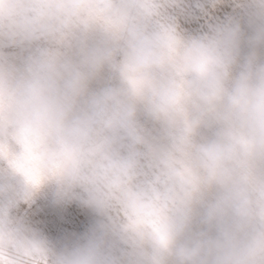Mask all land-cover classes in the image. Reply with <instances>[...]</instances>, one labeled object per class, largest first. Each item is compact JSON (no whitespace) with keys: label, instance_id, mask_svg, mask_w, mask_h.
I'll list each match as a JSON object with an SVG mask.
<instances>
[{"label":"clouds","instance_id":"9594fccd","mask_svg":"<svg viewBox=\"0 0 264 264\" xmlns=\"http://www.w3.org/2000/svg\"><path fill=\"white\" fill-rule=\"evenodd\" d=\"M0 264H264V0H0Z\"/></svg>","mask_w":264,"mask_h":264}]
</instances>
